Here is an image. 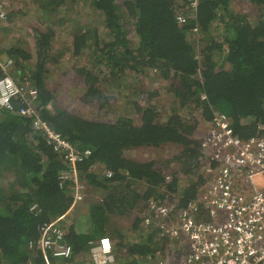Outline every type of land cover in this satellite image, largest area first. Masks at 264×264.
Here are the masks:
<instances>
[{"label":"trees","instance_id":"16d2710c","mask_svg":"<svg viewBox=\"0 0 264 264\" xmlns=\"http://www.w3.org/2000/svg\"><path fill=\"white\" fill-rule=\"evenodd\" d=\"M33 1L35 12L51 23L35 31L32 49L26 39L5 48L0 42V57L14 59L11 75L17 82L30 81L38 89L40 116L74 145L91 149V155L76 165L78 180L106 189L104 197L89 201L90 212L95 234H109L116 242L117 264H154L158 250L166 247L160 232L147 233L141 227L137 238L126 240L117 220L133 217L137 232L149 198L184 205L196 197L205 177H180L154 160L130 158L128 153L180 142L185 150L178 158L185 172L194 175V168L201 166L199 152L188 143L197 124L190 125L176 107L166 121H160L151 102L159 91L132 95L137 97L132 107L141 115L138 123L130 115L111 120L102 111H110L111 101L124 87L136 83L140 87L136 76L153 73L156 80L171 82L174 104L181 111L192 115L199 110L208 120L215 111L221 112L230 117L237 136H264V0H248L258 7L250 15L236 11L234 0H198L197 19L187 23L177 20L187 0H81L99 16L101 25L76 21L69 31L70 41L62 47L56 45V28L71 20V1ZM0 6L7 8L3 0ZM13 18L14 12L7 11V20ZM2 31L8 33L9 24ZM68 54L74 62L59 69ZM59 83H65L66 92L75 90L82 106L96 110V118L63 107L57 99ZM142 99L148 103L143 105ZM32 120L30 115L0 107V264L55 263L56 257L38 243L40 227L56 220L74 248L62 264H91L87 243L93 236L61 224L83 202L74 204V177L60 185V176L70 168L63 154L34 131ZM108 171L113 175L108 176ZM166 171H171V180L166 179Z\"/></svg>","mask_w":264,"mask_h":264},{"label":"built area","instance_id":"2783aa9c","mask_svg":"<svg viewBox=\"0 0 264 264\" xmlns=\"http://www.w3.org/2000/svg\"><path fill=\"white\" fill-rule=\"evenodd\" d=\"M198 0H187L177 13L179 23L197 19ZM7 8L0 6V32L7 24ZM198 38L199 28L194 29ZM14 59L0 58V107L33 117V128L42 133L56 152L63 154L69 172L60 185L74 177L75 202L83 199L77 163L92 153L79 148L44 120L37 109L38 89L30 81L17 82L11 72ZM14 100L20 102L16 105ZM207 134L209 155H200V175L205 178L196 197L181 205L177 200L162 202L149 198L141 226L147 233L160 232L166 247L158 250L154 264H264V136L243 139L237 136L230 117L215 112ZM108 176L113 173L108 171ZM262 177V184L255 177ZM171 180V176H166ZM37 205H33V209ZM59 220L40 227L38 246L56 259H70L73 245ZM91 264H114V244L109 236L88 240ZM34 247V243H30ZM153 256H148V260ZM151 263V262H149ZM153 263V262H152ZM51 264V261L49 262Z\"/></svg>","mask_w":264,"mask_h":264},{"label":"rangeland","instance_id":"374dc122","mask_svg":"<svg viewBox=\"0 0 264 264\" xmlns=\"http://www.w3.org/2000/svg\"><path fill=\"white\" fill-rule=\"evenodd\" d=\"M70 1V5L73 6V8L68 11L70 12V14H72L71 20H67L65 22V25L56 28L58 33V36L56 38V45L61 47L64 45V43L70 41L69 31L71 30L72 26L75 25L76 21H82L84 23L93 22L99 26L101 25V21H99L98 19L99 16L94 14L88 6L82 3L81 0H74V2L72 0ZM3 3L7 5L8 11L12 10L14 12V18L12 21L7 20V24H9L10 26V31L8 33H4L3 31L0 32L1 48L9 47L10 44L14 43L17 39H26L29 43V48L32 49L34 47L35 31L50 24L52 20L44 19L41 16L42 14H37L35 12L36 5L33 0H3ZM232 7L236 11L244 12L247 15L256 14L258 10V7L248 2V0H234ZM52 19H54V17H52ZM73 62L74 60L71 58V55L68 54L62 61V64L59 66V69L62 70L65 65L70 67ZM71 69H73V66ZM135 78L136 80H139L138 83L140 84V87H137V83L135 84L136 92H133V89H135L134 86L124 87V89H121V94L116 95L115 99L111 101L109 107L110 111H107V109L104 108L102 114L107 117L108 112L109 115L107 118H111V120L121 115H130L135 119V122L138 123L140 122L141 115L137 114V112H135L134 108L132 107L131 101L137 98L136 96L133 97L132 95L137 94L141 90H146V93H148L149 91H159L157 96L151 101L153 105L157 107L159 115L158 117H160L159 120L166 121L173 111L172 108H178L179 113L183 114V116H185V118H187V120L191 122L190 125H194L195 122L197 124L194 128L195 130L189 137L191 143H188V145L198 150L199 154L197 157L202 155L205 158L206 155H209L211 147L207 141L206 136L209 133L210 128L212 127V119L208 120L203 118L199 110L195 111V113H193L192 115L181 111L179 109L180 105L178 103L174 104L175 97L170 91V81L156 80L157 78H154L153 73L140 74ZM59 84L60 88L57 94V99L63 107L76 114H80L85 117L96 118V110H93V108L89 105L82 106L79 100V95L74 89V91L69 90L68 92H66L64 88L65 83ZM142 101L143 105H146L148 103V100L146 99H142ZM184 150L185 144L183 143H167L166 145L163 144L160 147H140L138 149L131 150L128 153V156L134 159L154 160L157 162L158 166L164 167L167 170H171L172 172H178L180 177L185 176L186 178L190 179L197 178L198 176H200V171H202L201 168H194V175L188 174L184 170V165L182 161L178 158L181 156ZM203 152L206 153V155ZM171 171H166L164 174L170 176L172 175ZM255 181L257 183H263L261 176L255 177ZM144 188L145 186L139 187L140 190H143ZM86 190L87 189L85 187L80 188V193L83 196V202L82 205L78 207L77 212L85 209V207L87 206V202L91 201V199H98V195H94L93 198H91V196L88 197L87 195H89L91 191ZM85 192L89 193L86 194ZM84 197H86V199H84ZM75 208H77V206ZM77 212L75 214H71V216L65 218V220L62 221L61 224L64 225L66 229L71 225L74 217H76L77 225H79L78 223H80L82 230L83 228H86L88 219L93 218L92 215H90L89 217L84 215L77 216ZM132 223L133 217H123L118 219L116 222V225L121 228L120 231L124 232L123 235H125V239L130 241L137 238L135 237V235L140 232V228L142 227L140 224V227L138 228L139 230H137V232H134V229L132 228ZM92 232V230H89V233ZM115 254L117 258L118 253L115 252ZM117 262L118 261H116V263L114 264H117Z\"/></svg>","mask_w":264,"mask_h":264},{"label":"crops","instance_id":"0c3cea01","mask_svg":"<svg viewBox=\"0 0 264 264\" xmlns=\"http://www.w3.org/2000/svg\"><path fill=\"white\" fill-rule=\"evenodd\" d=\"M83 186L87 189L86 191H91L90 193L89 192H85L86 194L87 193H89V195H87L88 197L89 196H91V198H93L94 197V195H98V199L99 198H102V197H104L105 195H106V189L105 188H95V187H92V186H86V184H83ZM99 192H100V194H101V196H100V194H99ZM85 195V194H84ZM84 199H86V197H84ZM94 199V198H93ZM86 201H88V200H86ZM81 202V201H80ZM79 203L77 202V205H78ZM82 204H79L78 205V207H80ZM87 206H88V208H87ZM87 206L85 207V209H83L82 211L80 210L79 211V214L77 215V216H87V217H89L90 215H91V212H90V202L88 201L87 202ZM76 207V206H75ZM74 207V208H75ZM144 209H145V206L143 207ZM76 209V208H75ZM71 214V211L68 213V215H70ZM67 215V216H68ZM64 217L63 219H65V218H68V217ZM61 221V220H60ZM75 224H76V227H77V229H76V227H75V229H76V231H78L79 233H86V234H89V235H92L93 237L92 238H99V237H101L100 235H98V234H95V223H94V221H93V218L92 219H88V222H87V225H86V228H83V230H82V228H81V225H80V223H78L79 225H77V220H76V217L75 218H73V221H72V223H71V225H74L75 226ZM70 225V226H71ZM89 230H92L93 232L92 233H89ZM106 235H108V236H110L109 234H106ZM125 236V235H124ZM111 237V236H110ZM112 239V238H111ZM160 239H161V237H160ZM113 240V239H112ZM113 242H114V247L116 246V242L113 240ZM88 257H89V253H88ZM62 261L63 260H61V259H56V262L54 263H52L51 262V264H62Z\"/></svg>","mask_w":264,"mask_h":264},{"label":"clouds","instance_id":"9594fccd","mask_svg":"<svg viewBox=\"0 0 264 264\" xmlns=\"http://www.w3.org/2000/svg\"><path fill=\"white\" fill-rule=\"evenodd\" d=\"M216 112V111H215ZM214 112V113H215ZM213 119V118H212ZM108 236V235H107ZM110 237V236H109ZM91 239V238H90ZM110 239H111V237H110ZM113 241V240H112ZM113 244H114V242H113ZM88 253H89V251H88ZM89 261H90V255H89ZM90 263H91V261H90Z\"/></svg>","mask_w":264,"mask_h":264}]
</instances>
